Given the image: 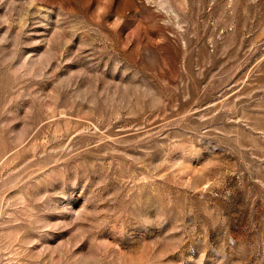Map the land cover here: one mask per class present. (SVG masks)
I'll return each mask as SVG.
<instances>
[{"label": "rangeland", "instance_id": "1", "mask_svg": "<svg viewBox=\"0 0 264 264\" xmlns=\"http://www.w3.org/2000/svg\"><path fill=\"white\" fill-rule=\"evenodd\" d=\"M0 264H264V0H0Z\"/></svg>", "mask_w": 264, "mask_h": 264}]
</instances>
